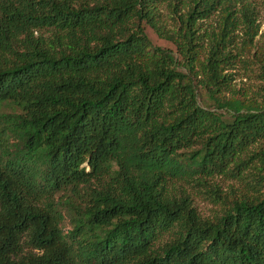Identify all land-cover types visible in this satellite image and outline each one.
I'll return each mask as SVG.
<instances>
[{"label": "trees", "instance_id": "1", "mask_svg": "<svg viewBox=\"0 0 264 264\" xmlns=\"http://www.w3.org/2000/svg\"><path fill=\"white\" fill-rule=\"evenodd\" d=\"M259 1L0 0V264H264Z\"/></svg>", "mask_w": 264, "mask_h": 264}, {"label": "rangeland", "instance_id": "2", "mask_svg": "<svg viewBox=\"0 0 264 264\" xmlns=\"http://www.w3.org/2000/svg\"><path fill=\"white\" fill-rule=\"evenodd\" d=\"M258 5L259 10V22L261 24V32L264 31V0H260ZM160 9L163 14V20L164 22L170 27L172 26V19L169 17V11L166 7V4L163 3L160 6ZM215 18H211L210 20H207L206 23L214 22ZM146 30L152 39L153 43L155 45L163 46L171 48L172 50L176 51V46L172 41H169L165 38H162L158 35V33L155 31L154 28H152L150 25L146 26ZM178 55V53L176 52ZM231 72L235 75L234 80V86L235 88L244 89L247 90L250 94L253 93L254 85L253 81L248 77L246 74V69L242 66V64H237L235 67L230 69ZM261 144V142H260ZM215 181L219 183L224 190V192H228L231 189H235L236 191H242L245 190L246 184L245 181H239L236 179H231L223 176H217L215 178ZM205 188L203 187H190V192L193 195L194 204L204 217H212L220 210L219 204H216V202L207 194L205 193Z\"/></svg>", "mask_w": 264, "mask_h": 264}]
</instances>
